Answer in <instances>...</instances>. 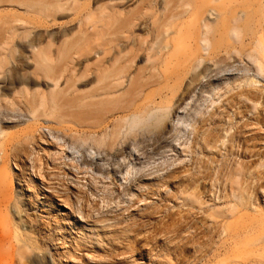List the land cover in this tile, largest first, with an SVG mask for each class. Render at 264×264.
<instances>
[{"label":"rangeland","instance_id":"obj_1","mask_svg":"<svg viewBox=\"0 0 264 264\" xmlns=\"http://www.w3.org/2000/svg\"><path fill=\"white\" fill-rule=\"evenodd\" d=\"M78 1L92 8L110 2ZM232 1L222 3L224 14L249 0ZM262 1L263 12L256 13V4L251 8L263 16L258 36L264 42ZM177 2H125L127 11L147 12L134 35L152 41L157 17L187 32L189 19ZM73 12L47 18L40 8L0 4V23L18 17L35 26L19 39L26 50L12 48L11 64L3 62L0 70V191L14 195L0 208V264H264V71L245 56L257 36L240 43L243 56L206 58L188 74L179 56H166L170 69L159 73L155 68L163 60L152 51L146 61L139 52L129 64L127 77L135 81L130 91L127 82L117 91L100 89L97 64L111 55L99 47L81 57L67 84L62 80L71 89L61 110L48 105L28 121L34 103H17L22 85L14 82L11 67L24 62L20 72L39 82L26 86L49 93L51 81L35 75L28 41L58 46L71 38ZM206 15L213 22L222 18ZM127 41L114 42V49H138L132 38ZM153 96L152 107L172 109L163 128L127 136L122 130L96 153L75 143L101 129L84 103H99L101 114L110 109L105 125L113 130Z\"/></svg>","mask_w":264,"mask_h":264},{"label":"bare ground","instance_id":"obj_2","mask_svg":"<svg viewBox=\"0 0 264 264\" xmlns=\"http://www.w3.org/2000/svg\"><path fill=\"white\" fill-rule=\"evenodd\" d=\"M109 1L107 2L108 4H101L97 8H92L90 2L82 3L78 0L0 1V4L9 3L11 6H25L27 10L40 8V11L43 10L48 14L49 17L47 18H50V16L54 17L55 14L60 12L74 11L70 21L77 20L75 28L71 29V31L76 33L71 38L64 39L58 46L51 41L39 46L36 44V38H31L28 41L29 46L32 47L31 59L34 64L35 75L51 81L52 90L49 93L39 90L32 92L31 88L26 86L25 83L38 84L39 82L26 78V74L20 72L24 68L23 66L18 67V65L20 64L19 66H21L24 62L11 67L14 82L22 85L18 90L17 103H34L33 106H28L31 114H26L28 121L35 119L39 109L45 106L51 105L55 110H61L60 103L63 95L67 94L71 89V86L63 88L62 80H67L63 82V84H67L69 81L67 75L75 73L77 65L81 63V57L91 54L99 47H104V53L111 55L110 58L103 57L108 58L106 61L101 57L97 64L98 83L101 84L100 89L107 91H117L126 82L130 87L129 91L133 89L135 81L130 80L127 76L131 67L129 64L133 65L132 62H134L139 52H145L147 55L146 61L153 59L152 51L158 55V59L163 60L155 68L159 73H166L170 69L165 62L166 56L170 58L179 56L182 58L181 68L184 73L188 74L191 71H196L206 58L216 61L221 55L225 58L231 55L243 56V50L239 48L240 43L251 33L258 38L256 47L253 52L250 51L245 56L259 71H264V42L261 39V35L258 36L262 29L263 16L259 17L257 14H253L251 8L252 5L256 4V13L258 9L263 12L262 0L243 1L236 5L235 8L238 11L233 7L232 12V8H230L229 15L224 14L226 9L222 3L226 2V0L221 3H214L217 0H179L177 3H181L183 6V10L180 11L182 12L181 14L186 15L189 19L187 32L182 28L177 30L176 26L165 22L159 23L160 20L157 17L153 21L151 34L154 38H152V41L149 40L148 36L143 39L133 33L134 26L137 25L141 14L146 15L147 12L136 13L131 12V10L127 11V7L123 4L130 0ZM171 4L172 2H168L164 8L167 9ZM258 4L259 7L257 6ZM206 14L224 15L213 22ZM176 15L178 14L174 16ZM229 22L232 23L231 27H229ZM48 23L50 22L48 21L44 26H49ZM56 23L57 19L53 18L52 24L57 25ZM33 27L35 26L31 27L18 17L0 23V53L4 54L3 57H0V70L3 62L4 64H11L9 54L12 48L21 47L26 50L25 43L19 39L24 37L25 33L30 35ZM131 38L133 39L131 42H134L133 45L138 47L137 50H131L130 53L126 54L123 52L125 45H122L124 48L114 49V42H120L123 39L127 41V39L130 40ZM134 51L137 52L135 53ZM200 75L201 73H198V76ZM225 75H227V79H230V72H225ZM141 77L143 80H149L143 75ZM148 80L146 83H148ZM180 86V79L178 78L174 87L180 88ZM29 94L32 97L29 98ZM153 100L154 96L149 99L148 103H144V107L134 116L126 115L123 117L113 130L109 129V125H105L110 109L105 112L106 114H101V109H98L100 106L97 105L99 103H84L85 106L91 107L87 111L88 115H96V128L101 129L93 130L87 137L76 138L75 143H79L81 146L87 145L91 147L92 152L96 153L97 150L95 148L100 149L107 145V142L117 137L122 130V133L127 136L136 134L141 130H151L154 127L163 128L172 113V109L169 105L152 107ZM110 103H116V99L113 98ZM13 197L14 195H4L0 191V208L8 205ZM77 222L79 223L78 220ZM81 225L83 228L85 227L84 224Z\"/></svg>","mask_w":264,"mask_h":264}]
</instances>
